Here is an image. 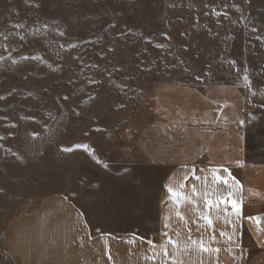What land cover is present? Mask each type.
Segmentation results:
<instances>
[{
	"label": "rangeland",
	"instance_id": "1",
	"mask_svg": "<svg viewBox=\"0 0 264 264\" xmlns=\"http://www.w3.org/2000/svg\"><path fill=\"white\" fill-rule=\"evenodd\" d=\"M185 84L236 87L264 163V0H0V264L12 220L54 195L95 234L151 231L161 181L131 138L155 88Z\"/></svg>",
	"mask_w": 264,
	"mask_h": 264
},
{
	"label": "crops",
	"instance_id": "2",
	"mask_svg": "<svg viewBox=\"0 0 264 264\" xmlns=\"http://www.w3.org/2000/svg\"><path fill=\"white\" fill-rule=\"evenodd\" d=\"M151 98L154 117L131 138L130 151L137 171L161 181L151 231L95 234L78 206L54 195L43 198L7 228L16 264H152L148 258L161 245L170 254L173 251L169 238L186 240L189 235L220 248L214 258H205V264H264V163L248 162L243 124L249 117L241 92L227 84L207 89L161 85ZM193 171L199 180L192 179ZM214 174L226 179L227 185L216 181ZM193 185L199 193L192 197L195 205L181 200L177 208L167 188L191 196ZM206 191L214 202L218 197L235 201L240 215L230 204L226 212L224 204L207 209ZM193 207L195 212L190 211ZM202 212L209 215L213 227L199 219ZM213 236L215 241L210 239ZM238 243L248 253L241 262L239 249L232 253ZM155 264H164L162 253Z\"/></svg>",
	"mask_w": 264,
	"mask_h": 264
},
{
	"label": "snow or ice",
	"instance_id": "3",
	"mask_svg": "<svg viewBox=\"0 0 264 264\" xmlns=\"http://www.w3.org/2000/svg\"><path fill=\"white\" fill-rule=\"evenodd\" d=\"M7 39L8 37H4ZM23 39V37H21ZM15 63V61H13ZM245 81L248 80V77H244ZM255 95V93H253ZM35 138V134H33V139ZM61 151L67 152L69 149H61ZM225 171H227L225 169ZM215 180L218 182H223L225 185H227L228 181L226 179H223L221 176L214 174ZM187 177H185V180ZM192 179L199 180L200 177L196 176L195 171L192 172ZM181 188L184 187V184L180 185ZM167 192L169 196L172 198L173 203L179 208L180 206V201L181 200H186L189 204L195 205V201L192 199L193 196L199 195L197 192V189L195 185L192 186V195L187 196L182 192L175 191L172 187L167 188ZM209 193L206 191L204 193V202L207 207V209H212L213 207H218L220 204L225 205V212L227 211V205L230 204L231 208L235 212L237 216L240 215V210L238 208V205L235 201H232L230 199H224L218 197L217 200L214 202L211 199H208ZM231 196V193H229V197ZM190 211L195 212L196 208L193 207L190 209ZM177 216H180L181 219H184V217L181 215L179 211H176L175 213ZM199 219L203 220L206 222L208 227H213V221L209 217V215L206 212H202L199 215ZM168 225L165 224V228H167ZM165 236H168V233H164ZM221 236H224L225 233L221 232ZM177 236H179V233H177ZM213 241H215V237H211ZM230 240L231 237H228ZM151 244L152 242L149 241ZM168 244L172 246L173 251L171 254L169 253L167 247L161 245L160 251L159 252H154L151 257L148 259L152 261V264H155L156 257L159 256L161 253L164 257V264H205V258L207 257H212L214 258L216 254H218L221 250L220 248H213L210 245H208L205 241L203 240H195L192 239L191 236L189 235L186 240H172L171 238L168 239L167 241ZM152 247L155 249V245L153 244ZM111 259V257H109Z\"/></svg>",
	"mask_w": 264,
	"mask_h": 264
}]
</instances>
